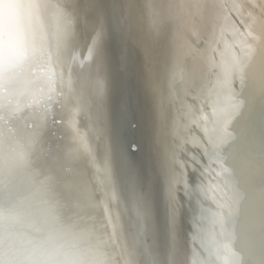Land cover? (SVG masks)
<instances>
[{"label":"bare ground","instance_id":"6f19581e","mask_svg":"<svg viewBox=\"0 0 264 264\" xmlns=\"http://www.w3.org/2000/svg\"><path fill=\"white\" fill-rule=\"evenodd\" d=\"M238 259L264 264V0H0V264Z\"/></svg>","mask_w":264,"mask_h":264},{"label":"water","instance_id":"95a60500","mask_svg":"<svg viewBox=\"0 0 264 264\" xmlns=\"http://www.w3.org/2000/svg\"><path fill=\"white\" fill-rule=\"evenodd\" d=\"M109 3L107 4V7H106V13L108 14V16H109V24H108V26H110V28H111V30H112V32L115 30V33L118 35V26H117V20H116V17H115V10L113 11V12H111L110 10H108L109 9ZM108 11V12H107ZM117 35H114V37L117 39ZM111 36V35H110ZM112 37H113V35H112ZM119 47H121V44H120V46ZM121 61V60H120ZM122 64V63H121Z\"/></svg>","mask_w":264,"mask_h":264},{"label":"snow or ice","instance_id":"6c2138e0","mask_svg":"<svg viewBox=\"0 0 264 264\" xmlns=\"http://www.w3.org/2000/svg\"><path fill=\"white\" fill-rule=\"evenodd\" d=\"M41 91H43V89H41ZM39 103L43 104V100H40ZM48 111H51V108L48 109ZM236 264H242V261H240L239 259L236 261Z\"/></svg>","mask_w":264,"mask_h":264},{"label":"clouds","instance_id":"9594fccd","mask_svg":"<svg viewBox=\"0 0 264 264\" xmlns=\"http://www.w3.org/2000/svg\"><path fill=\"white\" fill-rule=\"evenodd\" d=\"M5 7H6V9H8L9 11L12 9V5H11V4H6Z\"/></svg>","mask_w":264,"mask_h":264}]
</instances>
